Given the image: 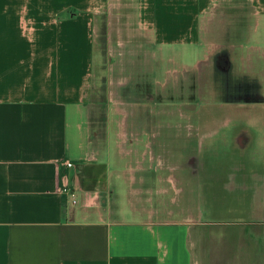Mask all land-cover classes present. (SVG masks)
<instances>
[{
	"label": "crops",
	"instance_id": "obj_1",
	"mask_svg": "<svg viewBox=\"0 0 264 264\" xmlns=\"http://www.w3.org/2000/svg\"><path fill=\"white\" fill-rule=\"evenodd\" d=\"M241 9L264 31V0H0V264H212L163 134L131 128L156 105L124 92Z\"/></svg>",
	"mask_w": 264,
	"mask_h": 264
},
{
	"label": "rangeland",
	"instance_id": "obj_2",
	"mask_svg": "<svg viewBox=\"0 0 264 264\" xmlns=\"http://www.w3.org/2000/svg\"><path fill=\"white\" fill-rule=\"evenodd\" d=\"M238 12L241 27L235 35L229 30L233 19L219 15L199 57L155 62L149 54L142 68L148 77L124 92L127 99L148 101L152 94L161 102L157 129L131 128L163 134L170 159L182 167L181 214L194 209L210 249L208 255L199 253L201 243L193 239L196 258L212 264H264V31L256 32L257 20L248 18L246 9ZM103 75L104 91L107 71ZM140 115L149 119L144 110ZM104 123L100 127L107 134Z\"/></svg>",
	"mask_w": 264,
	"mask_h": 264
},
{
	"label": "flooded vegetation",
	"instance_id": "obj_3",
	"mask_svg": "<svg viewBox=\"0 0 264 264\" xmlns=\"http://www.w3.org/2000/svg\"><path fill=\"white\" fill-rule=\"evenodd\" d=\"M147 99H148V105H150V106H158L159 107V103H161V102H157V100H158V97L156 98V97H154V96H152V94L151 95H149V96H147ZM151 100H155V101H151ZM148 108V110L146 109V111H147V114H148V117L150 118V115H152V109L150 108V107H147ZM161 110H163V109H157L156 111H155V114H154V116H157L158 118L157 119H159V121L161 120L162 121V118H159V116H162V112H161Z\"/></svg>",
	"mask_w": 264,
	"mask_h": 264
},
{
	"label": "built area",
	"instance_id": "obj_4",
	"mask_svg": "<svg viewBox=\"0 0 264 264\" xmlns=\"http://www.w3.org/2000/svg\"><path fill=\"white\" fill-rule=\"evenodd\" d=\"M68 166H72V163H68ZM72 197L74 198V194H72ZM77 201H76V199H73V203H76Z\"/></svg>",
	"mask_w": 264,
	"mask_h": 264
}]
</instances>
